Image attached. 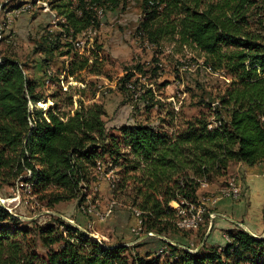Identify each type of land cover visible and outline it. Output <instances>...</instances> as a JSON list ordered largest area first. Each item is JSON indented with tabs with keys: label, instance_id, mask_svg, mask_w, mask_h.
I'll list each match as a JSON object with an SVG mask.
<instances>
[{
	"label": "trees",
	"instance_id": "obj_1",
	"mask_svg": "<svg viewBox=\"0 0 264 264\" xmlns=\"http://www.w3.org/2000/svg\"><path fill=\"white\" fill-rule=\"evenodd\" d=\"M131 3L138 12L135 34L143 45L156 54L164 41L176 42L179 51L188 48L191 66L222 77L223 88L213 96L197 80L184 85L191 97L194 88L204 94L194 103L200 111L182 115L178 125L170 111L156 124L107 127L102 104H79L72 114L60 111L59 89L51 93L45 115L36 108L32 115L29 103L43 98L37 81L18 60L0 53V189L18 180L47 208L72 198L80 206L96 180L92 168L97 162L104 171L115 170L118 178L111 188L128 192L144 233L195 232L201 224L208 226L206 212L198 229L181 230L171 202L197 207L200 185L227 174L230 163L264 162V0H48L58 18V30L44 38L49 52L62 44L71 54V41L98 31L107 13H122ZM91 57L73 53L66 75H101L92 65L96 61L88 63ZM153 61L157 76L160 62L158 57ZM135 74L145 75L144 67L133 65L119 79L120 87L128 90ZM47 77L54 83L53 75ZM142 99L157 106L150 90ZM34 223L0 205V264H264V236L239 227L224 230L223 244L208 246L205 240L194 252L160 240L158 250H167L162 258L159 252H136L139 243L99 242L59 217ZM32 230L34 237H28ZM36 240L43 255L35 250Z\"/></svg>",
	"mask_w": 264,
	"mask_h": 264
},
{
	"label": "rangeland",
	"instance_id": "obj_2",
	"mask_svg": "<svg viewBox=\"0 0 264 264\" xmlns=\"http://www.w3.org/2000/svg\"><path fill=\"white\" fill-rule=\"evenodd\" d=\"M47 1L0 0V53L18 60L26 75L37 81L39 86L36 91L43 96L34 106L29 103L31 114L36 108L42 109L45 115L44 112L52 106L51 93L59 89L60 111L72 114L79 108V104H102L105 110L103 119L107 127L135 122L156 124L165 116V112L170 111L175 115L174 124L178 125L182 115L189 117L200 111L201 107L194 103L198 100L199 94H204L194 88V94L192 93L194 96L191 97L190 93L184 91V85L193 86L194 81L197 80L204 85L206 90L211 91L213 96L223 88L225 81L222 77L211 76L201 69L198 70L199 68L195 65L191 66L189 61L191 53L188 48L179 51L176 42L164 41L161 45V54H156L154 49L143 45L135 34L138 12L132 3L122 13H107L98 31H89L84 37L71 41L74 49L71 54L67 53L62 44L54 53H51L44 38L58 30L56 24L58 18L49 8ZM18 4L21 5L13 8ZM23 5H26V9L14 15V12ZM87 40L91 43L88 45L89 48H84L82 52L76 50L77 43L81 42L79 48H83ZM73 53L80 56L92 53L88 63L96 61L92 65L101 70V75L86 74L84 71H81L80 76L66 75L69 56ZM153 57H158L161 66L157 76L152 71L155 64ZM179 63L183 65L186 73L180 68ZM135 64L142 65L146 74H135L130 80L131 87L125 91L120 87L119 79ZM178 68L179 76L176 75ZM50 75L54 76V83L50 82L47 77ZM146 90L152 93V101H158L157 106H149V102L142 99ZM69 97H71V102ZM204 97L207 100L212 98L207 95ZM30 123L33 124V122ZM92 171L96 174V180L91 181L89 195L85 203L80 206L78 199L72 198L47 208L23 184L17 182L18 180H15L13 186L5 184L0 189V199L5 200V202L0 201V205L22 221L35 220L32 225L34 227L35 224L41 226L55 216L63 220L67 218L68 220L65 221L77 224L87 232L94 234L98 238L95 240L99 242L113 243L121 240L126 245L139 243L135 251L141 254L146 251L153 252V254L159 252L164 258L163 255L167 253V250L164 246L158 250L160 240L165 241L164 239L172 243L186 244L193 250L202 246L207 228L204 222L197 231H195L197 227L192 228L193 230L187 229L195 231L187 234L176 230L173 233L168 232L161 235L153 232L161 238L158 236L143 237L146 233L139 229L140 224L136 225L139 216L138 212L130 207L128 192H115L111 188L118 178L115 170L106 172V175L101 174V169L98 167L95 170L93 167ZM221 182L219 186L225 183L223 180ZM205 184L210 183H203L200 187ZM14 194L16 200L11 199L14 198ZM109 205L111 212L105 214ZM172 205L176 207V204L172 203ZM88 207L103 213V218H95L87 212ZM30 225V223L27 224L28 227ZM131 229L139 233L135 234ZM28 237H34V232ZM224 237L227 236L224 235ZM143 240L144 242L140 243ZM34 243L35 250L43 255L44 249L39 241L36 240ZM206 245L211 244L206 243Z\"/></svg>",
	"mask_w": 264,
	"mask_h": 264
},
{
	"label": "crops",
	"instance_id": "obj_3",
	"mask_svg": "<svg viewBox=\"0 0 264 264\" xmlns=\"http://www.w3.org/2000/svg\"><path fill=\"white\" fill-rule=\"evenodd\" d=\"M263 163L248 166L242 162L230 163L227 174L218 181L205 184L198 190V195L205 192H214L230 176H237L239 179L241 194L240 198H220L214 201L211 210L214 217L209 222L204 233L203 243L211 245L223 244L225 242L224 230L242 228L249 233L262 237L264 236V173ZM176 204V202H171ZM207 207V205H206ZM27 219V218H26ZM97 233V232H96ZM179 246L183 244L176 243Z\"/></svg>",
	"mask_w": 264,
	"mask_h": 264
},
{
	"label": "built area",
	"instance_id": "obj_4",
	"mask_svg": "<svg viewBox=\"0 0 264 264\" xmlns=\"http://www.w3.org/2000/svg\"><path fill=\"white\" fill-rule=\"evenodd\" d=\"M25 9H26V5L21 6L16 12H14V15H18L19 13H21ZM98 13L100 16H102L101 11H98ZM77 50L79 51V44H77ZM263 121H264V119H263ZM96 167L101 168V174L104 173L106 175V172L110 171V170L104 171L102 164H98L97 162H96ZM262 172L264 173V166H263ZM240 194H241V187H240L239 179L237 176L232 175L225 181V183L222 186L217 188L214 192L206 193V194H202V196H198L197 207L200 205H207L208 224H209L211 219L214 217V213L211 210V206L214 205V201H218L220 198H223V197L238 199V198H240ZM11 199L16 200V195L14 194V198H11ZM0 201L5 202L4 199H0ZM176 209H180V208H176ZM180 210L185 211V209H180ZM87 212L94 215L95 218H103V213H99V211L92 210V207H88ZM110 212H111V206L109 205L105 211V214H109ZM195 216H196V214H195ZM193 220H194V218H186V222H193ZM140 222H141V218L137 217L136 225L140 224ZM131 230H132V232H134V229H131ZM134 233L138 234L139 232H134ZM146 234H148L149 236L155 235V234H150L149 232H147ZM225 239L227 240L228 238L226 237ZM166 242H168L170 244H174L171 241H166ZM181 247L188 249V250H191L192 252H194L196 250V249L193 250V249L186 247V246H181ZM164 249H166L165 246H164Z\"/></svg>",
	"mask_w": 264,
	"mask_h": 264
},
{
	"label": "bare ground",
	"instance_id": "obj_5",
	"mask_svg": "<svg viewBox=\"0 0 264 264\" xmlns=\"http://www.w3.org/2000/svg\"><path fill=\"white\" fill-rule=\"evenodd\" d=\"M48 74H50L49 71H48ZM175 208L185 209V211H181L180 209H176L175 225L177 226V228H179L181 230H187V229H192V228L198 227L203 222V214L205 212L207 214L206 205H200L198 207H194V205H190L188 208L176 206ZM195 214H196V216H195ZM186 218H194V220H193V222H186ZM149 233L153 234L151 232H149Z\"/></svg>",
	"mask_w": 264,
	"mask_h": 264
},
{
	"label": "water",
	"instance_id": "obj_6",
	"mask_svg": "<svg viewBox=\"0 0 264 264\" xmlns=\"http://www.w3.org/2000/svg\"><path fill=\"white\" fill-rule=\"evenodd\" d=\"M65 220H68L67 218H64ZM73 225H75V226H77L79 229H81V230H83L84 232H86L87 233V235L89 236V237H92V238H94V239H98L94 234H92V233H90V232H87L86 230H84L82 227H80V226H78L77 224H74L73 223ZM248 232V231H247ZM149 235L148 234H145L143 237H148ZM154 236H158V235H154ZM159 238H161L160 236H158ZM163 238V237H162ZM164 239V238H163ZM165 241H169L168 239H164ZM98 241V240H97ZM174 244H176V243H174Z\"/></svg>",
	"mask_w": 264,
	"mask_h": 264
}]
</instances>
